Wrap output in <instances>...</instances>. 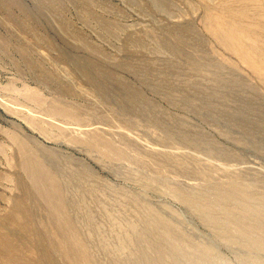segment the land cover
Instances as JSON below:
<instances>
[{"label":"rangeland","instance_id":"1","mask_svg":"<svg viewBox=\"0 0 264 264\" xmlns=\"http://www.w3.org/2000/svg\"><path fill=\"white\" fill-rule=\"evenodd\" d=\"M0 264H264V0H0Z\"/></svg>","mask_w":264,"mask_h":264}]
</instances>
